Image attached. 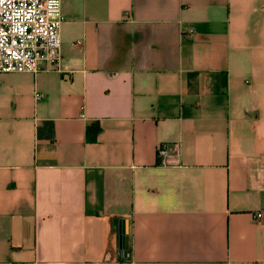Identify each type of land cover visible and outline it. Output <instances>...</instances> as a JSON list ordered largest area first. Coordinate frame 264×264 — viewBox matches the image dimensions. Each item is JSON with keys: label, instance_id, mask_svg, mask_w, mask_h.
I'll list each match as a JSON object with an SVG mask.
<instances>
[{"label": "crops", "instance_id": "0c3cea01", "mask_svg": "<svg viewBox=\"0 0 264 264\" xmlns=\"http://www.w3.org/2000/svg\"><path fill=\"white\" fill-rule=\"evenodd\" d=\"M62 11L59 62L0 74V264H264V0Z\"/></svg>", "mask_w": 264, "mask_h": 264}, {"label": "built area", "instance_id": "2783aa9c", "mask_svg": "<svg viewBox=\"0 0 264 264\" xmlns=\"http://www.w3.org/2000/svg\"><path fill=\"white\" fill-rule=\"evenodd\" d=\"M63 0H0V74L52 69L60 60ZM41 98L40 94L36 95ZM179 146H160L163 164L175 163ZM259 212L256 218L261 219Z\"/></svg>", "mask_w": 264, "mask_h": 264}, {"label": "trees", "instance_id": "16d2710c", "mask_svg": "<svg viewBox=\"0 0 264 264\" xmlns=\"http://www.w3.org/2000/svg\"><path fill=\"white\" fill-rule=\"evenodd\" d=\"M100 131L98 123L91 124L87 127V139L89 141H95L97 133Z\"/></svg>", "mask_w": 264, "mask_h": 264}, {"label": "water", "instance_id": "95a60500", "mask_svg": "<svg viewBox=\"0 0 264 264\" xmlns=\"http://www.w3.org/2000/svg\"><path fill=\"white\" fill-rule=\"evenodd\" d=\"M121 245L122 248L128 247V231L126 228V219L121 220Z\"/></svg>", "mask_w": 264, "mask_h": 264}]
</instances>
